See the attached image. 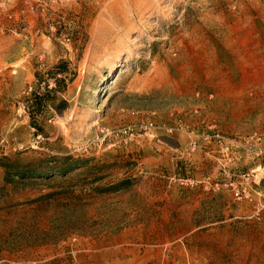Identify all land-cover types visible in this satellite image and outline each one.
<instances>
[{
  "label": "rangeland",
  "instance_id": "374dc122",
  "mask_svg": "<svg viewBox=\"0 0 264 264\" xmlns=\"http://www.w3.org/2000/svg\"><path fill=\"white\" fill-rule=\"evenodd\" d=\"M1 154L0 264H264V0H0Z\"/></svg>",
  "mask_w": 264,
  "mask_h": 264
},
{
  "label": "trees",
  "instance_id": "16d2710c",
  "mask_svg": "<svg viewBox=\"0 0 264 264\" xmlns=\"http://www.w3.org/2000/svg\"><path fill=\"white\" fill-rule=\"evenodd\" d=\"M43 101L44 100L40 99V98L35 99L34 100L35 108L37 109L38 107H40L43 104ZM7 161H8V158L1 154L0 155V167L4 168V170H5V176H4L5 183H12L14 179H17L19 181H23V180H26L32 176L33 173H31L30 171H23L21 173V172L15 171L14 169H11V167L6 165L5 162H7ZM79 166H77V165L73 166L72 165L71 166L72 169H68L67 172H69L70 170H74ZM61 172L63 173L64 171L62 170Z\"/></svg>",
  "mask_w": 264,
  "mask_h": 264
}]
</instances>
